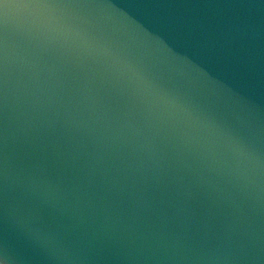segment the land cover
<instances>
[{
  "label": "water",
  "instance_id": "95a60500",
  "mask_svg": "<svg viewBox=\"0 0 264 264\" xmlns=\"http://www.w3.org/2000/svg\"><path fill=\"white\" fill-rule=\"evenodd\" d=\"M0 264H264V0H0Z\"/></svg>",
  "mask_w": 264,
  "mask_h": 264
}]
</instances>
